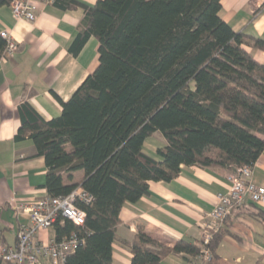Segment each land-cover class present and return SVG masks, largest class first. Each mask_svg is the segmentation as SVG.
Listing matches in <instances>:
<instances>
[{
    "label": "trees",
    "instance_id": "obj_1",
    "mask_svg": "<svg viewBox=\"0 0 264 264\" xmlns=\"http://www.w3.org/2000/svg\"><path fill=\"white\" fill-rule=\"evenodd\" d=\"M14 1L0 0V8ZM53 5L85 11L70 51L77 56L96 38L99 66L67 102L57 98L58 118L46 121L23 103L16 140L30 138L34 157L44 158L49 197L77 189L91 197L76 201L85 213L83 226L67 219L54 226L55 242L79 239L66 264H113L121 210L149 195L151 182H171L183 166L234 171L254 166L264 154V65L249 52H264V40L225 23L221 0ZM6 45L0 35V57ZM156 133L166 141L158 160L143 152ZM79 172L82 179L74 182ZM223 234L221 228L211 242L213 258ZM173 253L196 263L201 245L166 247L140 228L131 264H162Z\"/></svg>",
    "mask_w": 264,
    "mask_h": 264
},
{
    "label": "crops",
    "instance_id": "obj_2",
    "mask_svg": "<svg viewBox=\"0 0 264 264\" xmlns=\"http://www.w3.org/2000/svg\"><path fill=\"white\" fill-rule=\"evenodd\" d=\"M28 1L36 9L35 22L16 21L11 7L0 8V30L8 31L19 46L11 57H0V250L15 247L19 226L28 221L17 207L48 196L44 158L34 157L36 148L30 138L16 140L19 107L28 102L44 120L58 118L59 99L67 102L99 66L96 38L91 37L77 56L70 51L84 28L83 9L64 11L47 0ZM81 2L93 7L97 0ZM220 17L235 32L264 40V0H221ZM249 52L264 65L263 51ZM165 146L163 136L156 133L145 141L143 152L158 160L157 151ZM232 172L183 166L171 182H151L149 195L126 203L121 210L113 264H131L132 244L140 228L166 247L179 241L200 245L202 224L217 196L228 191ZM82 176L74 174V182ZM252 180L264 186V154L254 165ZM222 231L209 264H264V206L248 204L224 223ZM54 235V228L40 230L36 240L50 243ZM0 264L6 263L0 260ZM162 264L195 263L173 253Z\"/></svg>",
    "mask_w": 264,
    "mask_h": 264
},
{
    "label": "built area",
    "instance_id": "obj_3",
    "mask_svg": "<svg viewBox=\"0 0 264 264\" xmlns=\"http://www.w3.org/2000/svg\"><path fill=\"white\" fill-rule=\"evenodd\" d=\"M53 1L47 0L48 3ZM10 7L16 21L37 20L36 9L28 0H15ZM0 35L7 43L3 57L9 58L19 50V46L8 31L0 30ZM253 168L254 166L235 168L229 177L228 191L217 196L214 209L208 213L202 224L201 253L195 264H209L213 260L211 242L228 218L248 204L264 206V186L252 180ZM77 200L89 203L91 197L77 189L64 198L47 196L28 204H20L17 210L23 211L28 221L19 226L15 247L0 250V260L6 264H66L67 257L79 244L76 235L59 243L55 240L43 243L36 239L40 230L54 228L63 219L83 226L85 213L76 206Z\"/></svg>",
    "mask_w": 264,
    "mask_h": 264
}]
</instances>
